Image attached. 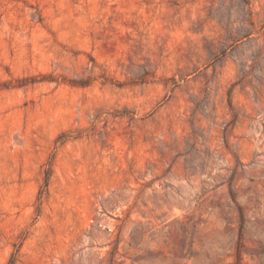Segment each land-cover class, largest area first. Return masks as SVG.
Masks as SVG:
<instances>
[{
	"label": "rangeland",
	"instance_id": "374dc122",
	"mask_svg": "<svg viewBox=\"0 0 264 264\" xmlns=\"http://www.w3.org/2000/svg\"><path fill=\"white\" fill-rule=\"evenodd\" d=\"M10 263L264 264V0H0Z\"/></svg>",
	"mask_w": 264,
	"mask_h": 264
},
{
	"label": "trees",
	"instance_id": "16d2710c",
	"mask_svg": "<svg viewBox=\"0 0 264 264\" xmlns=\"http://www.w3.org/2000/svg\"><path fill=\"white\" fill-rule=\"evenodd\" d=\"M244 36H247V34H245ZM89 81H90V78H88V79L87 78L68 79V82L71 85H77V86H86V85H88Z\"/></svg>",
	"mask_w": 264,
	"mask_h": 264
}]
</instances>
